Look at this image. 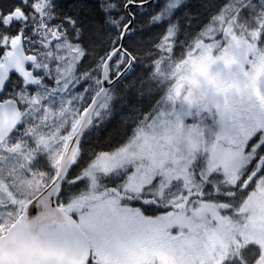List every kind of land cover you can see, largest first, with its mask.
<instances>
[{
    "label": "snow or ice",
    "instance_id": "obj_1",
    "mask_svg": "<svg viewBox=\"0 0 264 264\" xmlns=\"http://www.w3.org/2000/svg\"><path fill=\"white\" fill-rule=\"evenodd\" d=\"M197 4L0 0V264H264V0Z\"/></svg>",
    "mask_w": 264,
    "mask_h": 264
},
{
    "label": "rangeland",
    "instance_id": "obj_2",
    "mask_svg": "<svg viewBox=\"0 0 264 264\" xmlns=\"http://www.w3.org/2000/svg\"><path fill=\"white\" fill-rule=\"evenodd\" d=\"M85 2L88 4V5H90V0H85ZM193 4L194 5H196V7H198V4H197V0H193ZM196 10V8L194 7L193 8V11H195ZM147 13V12H146ZM143 20V18H141V21Z\"/></svg>",
    "mask_w": 264,
    "mask_h": 264
},
{
    "label": "trees",
    "instance_id": "obj_3",
    "mask_svg": "<svg viewBox=\"0 0 264 264\" xmlns=\"http://www.w3.org/2000/svg\"><path fill=\"white\" fill-rule=\"evenodd\" d=\"M94 2V0L92 1V0H90V5L89 6H91V4ZM146 10V11H145ZM143 13H146V12H151L152 11V9L151 8H148V9H142L141 10ZM202 18V17H201ZM142 22V21H141Z\"/></svg>",
    "mask_w": 264,
    "mask_h": 264
},
{
    "label": "bare ground",
    "instance_id": "obj_4",
    "mask_svg": "<svg viewBox=\"0 0 264 264\" xmlns=\"http://www.w3.org/2000/svg\"><path fill=\"white\" fill-rule=\"evenodd\" d=\"M92 1H93V0H92ZM154 4H155V2L153 3V5H154ZM148 8H149V7L145 6V7L143 8V10H144V9H148ZM145 11H146V10H145Z\"/></svg>",
    "mask_w": 264,
    "mask_h": 264
},
{
    "label": "water",
    "instance_id": "obj_5",
    "mask_svg": "<svg viewBox=\"0 0 264 264\" xmlns=\"http://www.w3.org/2000/svg\"><path fill=\"white\" fill-rule=\"evenodd\" d=\"M151 2H152V3H154V2H155V0H151ZM146 6H147V5H146Z\"/></svg>",
    "mask_w": 264,
    "mask_h": 264
}]
</instances>
